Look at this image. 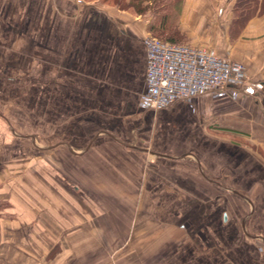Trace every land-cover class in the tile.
<instances>
[{"label": "crops", "instance_id": "0c3cea01", "mask_svg": "<svg viewBox=\"0 0 264 264\" xmlns=\"http://www.w3.org/2000/svg\"><path fill=\"white\" fill-rule=\"evenodd\" d=\"M238 2L182 0L176 28L245 80L155 112L154 15L0 0V264H264V0ZM99 137L134 154L120 178L141 191L88 198L59 169L57 146L81 161Z\"/></svg>", "mask_w": 264, "mask_h": 264}, {"label": "built area", "instance_id": "2783aa9c", "mask_svg": "<svg viewBox=\"0 0 264 264\" xmlns=\"http://www.w3.org/2000/svg\"><path fill=\"white\" fill-rule=\"evenodd\" d=\"M145 49L146 104L160 112L177 101L217 91L245 80L242 64L220 58L205 48L170 44L147 36Z\"/></svg>", "mask_w": 264, "mask_h": 264}, {"label": "rangeland", "instance_id": "374dc122", "mask_svg": "<svg viewBox=\"0 0 264 264\" xmlns=\"http://www.w3.org/2000/svg\"><path fill=\"white\" fill-rule=\"evenodd\" d=\"M87 2H93L97 4L99 7L103 9H107L109 11L113 12H126L134 16H148V15H153V4L152 1H143L142 3H139L140 0H84ZM182 2V1H181ZM167 6L173 5L172 3L166 4ZM181 5V4H180ZM135 6H139L138 8L143 9V12L141 14L136 13V8ZM171 14L173 15V19L171 20V25L176 26V20L175 18V12L171 9ZM155 17V16H154ZM148 35L146 36H152L151 32L147 33ZM181 35V36H180ZM155 37V36H153ZM160 41L167 43L165 40L162 38L156 37ZM172 44H182L186 45L187 41L186 38L180 34L179 32V38L177 39V42L172 43ZM95 132L94 128H90L86 139L91 136V134ZM129 141L132 139L131 134H127L126 136ZM86 140H81L76 138L74 141V144L78 148H83L86 144ZM110 142L107 140L106 137H99L96 141H94L92 145V149L87 153L85 158L81 159V161H71V159L66 155L65 149L62 148L61 146H57L55 149V158L59 160V169L61 171H64L71 175V180L73 186H78L80 181H83V186L81 187V193L82 194H88V198L91 194H98V197H100L103 200V197L105 195L110 196L109 194H121L119 192L120 190L123 192L128 191V189L132 190H140L142 189V184H137L134 182H127L123 181L122 178H120V175L122 172L126 171V163L127 161H130L131 158L134 156L133 153L130 152H125L122 151L121 149H118L112 145H103V143ZM247 144V143H245ZM103 147V152L100 151V147ZM128 151V150H126ZM52 154V152H50ZM136 157V156H135ZM110 158L116 163H119L117 167L115 166H110ZM102 159V160H101ZM65 160H68L65 162ZM70 161V162H69ZM136 161V160H135ZM126 162V163H125ZM87 165L86 167V173L84 172L83 166ZM131 169L136 170L135 167H130ZM138 170L140 168H137ZM123 170V171H122ZM80 171L84 172L83 175L84 177L80 176ZM82 174V173H81ZM134 176V175H133ZM132 177V176H131ZM86 178V181L84 180ZM125 179V178H124ZM134 179V177H133ZM91 182V184H90ZM73 190V189H72ZM78 191H73L72 194H77ZM119 192V193H118ZM76 199V200H75ZM75 199L72 198V204L76 205L77 207V197ZM91 201L95 204V200L91 199ZM75 202V203H74ZM101 202L98 201V212L99 216H97L95 213L90 214L88 212V221L89 222H94V220H99L100 218L103 219V221H107L109 218V213L108 211L110 210L109 207L103 205H100ZM96 205V204H95ZM100 208V209H99ZM77 210V209H76ZM249 211L248 207L246 206L244 208V213H247ZM94 212V211H93ZM76 216V215H75ZM125 222H127V215H122L121 216ZM109 234V237L113 239L111 236V232L107 231Z\"/></svg>", "mask_w": 264, "mask_h": 264}, {"label": "trees", "instance_id": "16d2710c", "mask_svg": "<svg viewBox=\"0 0 264 264\" xmlns=\"http://www.w3.org/2000/svg\"><path fill=\"white\" fill-rule=\"evenodd\" d=\"M143 1L148 0H140L138 5L142 3ZM153 4V15L155 16V23L149 27V31L151 32L152 36L162 38L167 43H175L177 42V39L179 38V32L177 31L176 26L171 25V20L173 19V15L171 14V9L175 12V18L177 17V14L180 10V4L182 0H150ZM238 5H240L244 2H257L258 0H238ZM173 5H166L168 3H172ZM242 2V3H241ZM140 6V5H139ZM139 6H135L136 13L141 14L143 12V9L138 8ZM251 15V12L244 14V18H247ZM174 20V19H173ZM181 36V35H180ZM182 45V44H179Z\"/></svg>", "mask_w": 264, "mask_h": 264}, {"label": "water", "instance_id": "95a60500", "mask_svg": "<svg viewBox=\"0 0 264 264\" xmlns=\"http://www.w3.org/2000/svg\"><path fill=\"white\" fill-rule=\"evenodd\" d=\"M149 153H150V154H153V155L155 154V153H153V152H149ZM215 184H216V183H215ZM233 193H236V192H233Z\"/></svg>", "mask_w": 264, "mask_h": 264}, {"label": "bare ground", "instance_id": "6f19581e", "mask_svg": "<svg viewBox=\"0 0 264 264\" xmlns=\"http://www.w3.org/2000/svg\"><path fill=\"white\" fill-rule=\"evenodd\" d=\"M146 90V89H145Z\"/></svg>", "mask_w": 264, "mask_h": 264}]
</instances>
